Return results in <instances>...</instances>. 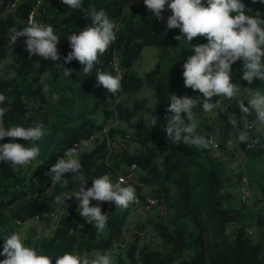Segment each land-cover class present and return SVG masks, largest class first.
I'll list each match as a JSON object with an SVG mask.
<instances>
[{"label":"trees","instance_id":"obj_1","mask_svg":"<svg viewBox=\"0 0 264 264\" xmlns=\"http://www.w3.org/2000/svg\"><path fill=\"white\" fill-rule=\"evenodd\" d=\"M45 1L55 6L51 17L45 16V21L56 33H62L57 45L61 59L53 62L38 55L29 56L26 37H19L12 45L13 75L3 77L0 73V93L11 100L0 105L5 109L3 126L28 128L40 124L50 132L37 142L9 137L0 140V144L14 142L27 147L35 143L41 148L38 158L27 166L12 168L10 163L0 164V261L6 259L2 254L5 240L11 234L19 233L17 223L53 213L58 206L54 203L55 196L77 191L84 181L85 189L90 188L93 178L106 173L115 175L113 166L120 168L136 163L140 171L139 183L134 186L138 199H146L141 194L142 185L159 187L165 199H172L174 195L172 205L175 213L171 225H159L163 248L133 243L115 254L116 264H264V213L259 214L256 221L260 229L258 240L253 239L245 226H241L231 239L226 233L227 225L239 221L243 213L234 209L227 202L229 195L225 196L222 192L219 166L223 162L214 158L210 149L171 144L163 131L166 116L172 115L166 111L172 94L202 97L198 91L185 87L183 64L195 54L191 45L206 44L207 39L196 37L191 45L176 40L177 33L162 26L150 10L141 19H136L139 9L135 4L139 0H82L80 9H72L62 0ZM7 2L2 0L0 11L7 9ZM204 2L206 5V0ZM242 2L253 14L259 11L264 19V3H253L252 0ZM32 4V0H24L15 12L0 17V59L7 55L10 31L28 26ZM89 6H95L97 11L103 9L118 25V31L116 41L99 57L91 75H84L83 66L78 61L65 63L64 58L71 51L67 37L92 26L91 18L84 15ZM129 9L132 10L126 14ZM167 13L165 8L161 15ZM147 46L166 47L170 53L150 71L140 75L134 70V64ZM242 65V60L232 65L234 84H242L239 83ZM65 68L74 70L69 77L64 76ZM98 71L122 74L121 91L112 95L99 86L96 79ZM56 84L64 86L67 97L59 98L54 92ZM144 85L153 92L156 99L154 105H146L143 100L130 106L123 101L125 95L135 96ZM47 90L53 91V94L49 95ZM110 106L113 108L111 111ZM197 108L205 113L202 106ZM99 111L110 117L115 111L128 123L140 115L134 126V138L145 150L113 161L112 145L108 144L107 137L112 136L117 128L110 127L108 136L103 134L106 122L95 117ZM152 114L158 117L154 128L150 123ZM231 125L227 121L229 130ZM197 132L203 135L198 127ZM90 139L96 144L80 153L81 170L65 174L68 188L53 185L48 175L51 166L63 158L68 148ZM235 140L238 146L233 149V154L238 156L245 143ZM263 150L258 143L245 153L255 156ZM238 174L242 182L243 173ZM78 203L75 196L66 200L70 210L66 213H72ZM98 206L108 214L103 231L98 232L91 223L83 229L78 220L64 215L52 234L42 239L38 254L52 257L55 264V258L65 252L82 255L87 251L91 256L96 251L104 253L113 248L122 232L126 214H121L114 202H103Z\"/></svg>","mask_w":264,"mask_h":264},{"label":"clouds","instance_id":"obj_2","mask_svg":"<svg viewBox=\"0 0 264 264\" xmlns=\"http://www.w3.org/2000/svg\"><path fill=\"white\" fill-rule=\"evenodd\" d=\"M253 3H264V0H252ZM62 3L72 9H80L82 0H62ZM146 7L153 13L157 20H163L161 13L167 9L171 15L167 18V29H179L181 35L175 36L178 41L187 42L196 37H205L206 44L192 46L194 55L187 58L183 64V80L186 88L198 91L201 96L189 97L172 94L166 116V126L163 128L168 141L174 145L184 144L194 146L197 149L218 148V144L197 132V113L194 111L202 106L205 113H211L218 109L221 99L212 102L213 97L233 100L241 92L242 87L232 82V65L238 60L243 61L242 79L252 84L255 79L264 81V19L259 11L252 13L246 9L242 0H144ZM86 18L90 17L92 26L84 30L73 32L67 37L71 51L64 58L65 63L78 61L83 67L84 75H91L99 57L103 55L113 44L117 35L118 25L111 20L107 13L101 9L97 11L95 6H89L84 11ZM10 41L16 44L17 38L26 37V51L31 55H38L49 61H59L61 56L57 45L60 37L54 33L53 27L37 23L30 16L28 26L21 30H12L9 33ZM186 37V41L183 39ZM73 69L65 68L64 76L69 77ZM96 79L99 86L105 88L108 93L116 95L121 91L122 74L112 75L98 71ZM248 95L247 106L239 101V108L243 114L240 119L243 130H238V140L248 142L251 126L248 115L255 112L257 127L264 126V89L243 88ZM10 98L0 93V105ZM186 114V119H185ZM5 109L0 107V140L5 137L22 139L28 142H37L49 135L42 125L25 128L20 125L5 128L2 118ZM187 121V122H186ZM158 117L153 114L150 123L154 128ZM236 127L237 117L230 115L228 120ZM81 145H87V141H80ZM41 153V148L33 143L25 147L20 143L0 144V162L10 163L12 168L24 167L35 161ZM80 150L74 146L68 148L63 158L51 166L48 175L51 176L53 185L59 184L62 188H68L69 182L65 174L77 173L82 165L79 160ZM85 181L74 192H62L55 196L56 205H66L65 201L73 196L79 200V213L94 225L97 231H103L108 221V214L104 213L100 206H92L93 200L99 202H114L117 208L127 209L133 203L138 204L135 187L124 184L123 178L113 183L109 174H103L93 178L92 186L85 189ZM3 255L6 259L0 264H53V258L38 254L31 247L25 246L21 234H11L3 245ZM55 264H115V258L111 252L101 253L96 251L89 255L85 251L82 255L68 253L55 258Z\"/></svg>","mask_w":264,"mask_h":264},{"label":"rangeland","instance_id":"obj_3","mask_svg":"<svg viewBox=\"0 0 264 264\" xmlns=\"http://www.w3.org/2000/svg\"><path fill=\"white\" fill-rule=\"evenodd\" d=\"M54 7V4L45 1L41 12L36 17L35 22L47 25L45 16L48 18L51 17V14L54 12ZM135 7L139 9L136 16V19L138 20L142 18L144 13L149 11V9L146 8V5L141 1L137 2ZM131 10L132 9L126 10V14H129ZM10 12L11 11L9 9L0 11V17H6L10 14ZM171 14V10L168 9V13L162 15L163 20H160V24L162 26H166L167 18ZM173 30L177 33V35H181L179 29ZM54 33L62 38V33H56L55 31ZM183 39L185 40V37ZM12 45L13 43H11V41L6 44L7 55L5 58L0 59V73L3 77H11L13 75L12 64L14 62V57ZM169 53L170 49L166 47L147 46L144 49L142 56L135 62L134 70L140 75H144L146 72L154 68L157 62L166 58ZM241 81H239V83H242L239 84V86L242 87L241 92L233 100L217 97V99H221L220 107L211 113H202L198 108L194 110L197 113V127L203 135H212L218 138L231 137L238 140V130H243V123L240 119L243 114L240 111L239 102L237 100L245 103V106H247L248 102V95L243 88L264 89V81H260L259 79H255L252 84H249L243 79H241ZM54 92L58 93L59 98L62 96L67 97V92L63 85L56 84ZM47 93L51 95V93L53 94V91L47 90ZM143 100L146 101V105H154L156 103L153 92L146 85H144L135 96L125 95L123 97V101L130 106H132L135 101L142 102ZM216 100L212 99V102H215ZM111 108L112 106L109 107L110 111ZM232 114H235L237 117V125L236 127L231 125L229 130L227 127V121L230 119V115ZM112 115L113 116L110 117V115L107 116L102 111H99L95 117L99 121L106 122L104 128L111 125L112 128H117L113 132L112 136L109 135L107 137V140L109 141L108 144L112 145L113 161L122 160L125 155H133L144 151L145 147L134 138L136 130V127L134 126L140 119V115L135 116L131 123L121 119L115 111ZM255 120V112L251 111L248 115V122L249 124H254L256 127V131L262 139V141L260 140V146L264 149V126L257 127ZM127 135H129V137H127ZM102 137L104 136L102 135ZM95 144L96 141L90 139L87 141L86 146L78 145L76 147H78L81 153L84 150L94 147ZM222 162L223 163L219 166L223 185L222 192L225 196L226 194L229 195L227 197V200L229 201L227 202H230V205L234 209L243 213V216L239 219V221L227 225L226 233H228L230 238L233 239L236 231L241 226H245L247 232L252 235L253 239L258 240L260 229L256 224V221L258 215L264 213V150L255 156L239 151L238 158L236 155H231L229 160ZM0 164H2V162H0ZM113 168L115 175L112 174L110 178L113 183H115L118 182V177L123 170L121 171V169L116 166H113ZM124 169H127V166H124ZM241 172L248 176L247 189L249 193V202L247 204H243L240 197L242 182L241 176L238 173ZM139 178L140 171L133 170L132 177L128 178L127 183L122 186L131 185L134 187L139 183ZM141 194L145 198L158 197L160 201L157 205L147 208L145 206V202L139 199L138 204L133 203L127 209L119 210L121 214H126V220L122 228V232L114 243V247L108 251L113 254L114 258L116 253L127 249L133 243L141 246L147 245L152 248H163V238L161 236L159 225H171L175 213L172 205L174 195L172 199H165L162 195L161 188L147 185H142ZM102 203L103 202L95 200L91 202L92 206H98ZM78 205L79 203L72 214L76 220H81L83 229H86L88 222L86 218L80 215ZM67 211H70L68 205H58L56 211L51 214L40 215L25 222L17 223L16 229L19 231V234H21L25 246L35 249L38 253L39 245L42 239L46 237L48 233H52L53 229L57 226L59 219L66 215ZM116 263L117 261L115 258V264Z\"/></svg>","mask_w":264,"mask_h":264},{"label":"built area","instance_id":"obj_4","mask_svg":"<svg viewBox=\"0 0 264 264\" xmlns=\"http://www.w3.org/2000/svg\"><path fill=\"white\" fill-rule=\"evenodd\" d=\"M23 1L24 0H8L7 9H9L11 12H15L19 8V6L23 3ZM32 1H33V4L29 12L28 18H27V23H28L30 16L33 18L34 21H36V17L41 12L43 5H44V0H32ZM140 1L144 3V0H139V2ZM1 2L2 0H0V3ZM115 66L117 67V63H115ZM249 125L251 126L250 139L248 142L245 143V147L242 149V153H245L248 150L254 149L258 143L261 144L260 140L262 139L258 135L256 131V127L252 123ZM111 126L105 127L103 129V134L108 136V131ZM127 137H129V135H127ZM207 138L214 141L216 144H218V148H210V150H211L213 157L220 161L229 160L231 158V155H234L233 149H235L238 146L237 141L231 137H228L226 139H219L216 136L209 135ZM137 168H138V165L136 163H132L131 165L127 166V169H124V166L122 165V167H120L119 169H121V171L123 170V172L119 175L118 181L120 180V178H123L124 184L127 183L128 178L132 177L133 170H137ZM247 183H248V176L246 174H243L242 186L240 190L241 201L243 202V204L244 203L247 204L249 202V193L247 189ZM159 201L160 200L158 197H146L144 202H145V206L147 208H150V207H153L154 205H157ZM66 215L72 219L75 218L72 213H66Z\"/></svg>","mask_w":264,"mask_h":264},{"label":"crops","instance_id":"obj_5","mask_svg":"<svg viewBox=\"0 0 264 264\" xmlns=\"http://www.w3.org/2000/svg\"><path fill=\"white\" fill-rule=\"evenodd\" d=\"M78 222H79V223H80V225H81V220H80V221H78ZM50 223H51V222H50ZM81 226H82V225H81ZM54 229H55V228H54ZM54 229H53V230H54ZM49 232H50V228H49ZM52 232H53V231H52ZM51 234H52V233H51ZM51 234H49V233H48V235H46V236H49V235H51Z\"/></svg>","mask_w":264,"mask_h":264}]
</instances>
